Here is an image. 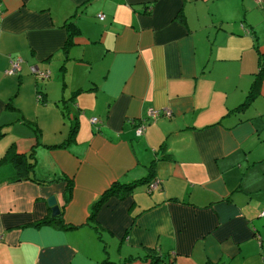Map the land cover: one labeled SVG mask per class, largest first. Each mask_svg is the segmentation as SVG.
I'll return each instance as SVG.
<instances>
[{
	"label": "crops",
	"instance_id": "1",
	"mask_svg": "<svg viewBox=\"0 0 264 264\" xmlns=\"http://www.w3.org/2000/svg\"><path fill=\"white\" fill-rule=\"evenodd\" d=\"M261 56L264 0H0V264H264Z\"/></svg>",
	"mask_w": 264,
	"mask_h": 264
},
{
	"label": "trees",
	"instance_id": "2",
	"mask_svg": "<svg viewBox=\"0 0 264 264\" xmlns=\"http://www.w3.org/2000/svg\"><path fill=\"white\" fill-rule=\"evenodd\" d=\"M70 22H68V24H70ZM264 77V56L262 57L261 56V60H260V69L259 71L257 72V76H256V79H255V82H254V85H257L259 82H261L262 78ZM75 126H73L74 128ZM12 152V151H11ZM11 152H7L6 155L8 154H11ZM13 162H14V165L16 167V170H17V175L18 176H30V177H33L32 175H29L30 173V170L33 169V163L31 162H28L26 160V155H21L19 153H16V154H13ZM23 169V171H22ZM28 175H27V174ZM142 182V181H145L144 179H141L139 181H135V182H129V183H114L112 184V186L109 188V190H107L105 192V194H103V196H101L95 203L93 206H95L94 208L97 207V205L99 203H101L104 198H105V195L108 193V192H111L113 191L114 189H117L119 187H124L127 191H131L134 189V187L139 183V182ZM72 187H73V183L72 181L69 183L68 185V191L71 192L72 190ZM95 211H93V214H94ZM60 217V216H59ZM55 219H58V221H62L60 220V218H58V216L56 217H53V218H47L43 221H50V220H55ZM151 257V261H152V264H164L165 260H166V257L163 256L162 254H152L150 255Z\"/></svg>",
	"mask_w": 264,
	"mask_h": 264
},
{
	"label": "built area",
	"instance_id": "3",
	"mask_svg": "<svg viewBox=\"0 0 264 264\" xmlns=\"http://www.w3.org/2000/svg\"><path fill=\"white\" fill-rule=\"evenodd\" d=\"M99 17L101 19L105 18V14L104 13H100ZM21 61H22V57L21 56H16L15 58H13L12 62H11V66L9 68L5 69V73L6 74H14L16 73L20 68H21ZM31 70L32 72L35 73V75L37 76L38 80H44L47 77H50L51 75V70L49 68L46 69H40L39 66L36 65H32L31 66ZM149 116L155 118L158 117L162 114H171V109L168 107L165 108H156V107H151L149 108ZM98 118L96 116L92 117L93 121H96ZM146 128V123L145 122H140L137 125L136 128V132L137 134H142L144 132ZM157 185V182L155 180L151 181L149 183V189H153L155 186Z\"/></svg>",
	"mask_w": 264,
	"mask_h": 264
},
{
	"label": "water",
	"instance_id": "4",
	"mask_svg": "<svg viewBox=\"0 0 264 264\" xmlns=\"http://www.w3.org/2000/svg\"><path fill=\"white\" fill-rule=\"evenodd\" d=\"M48 202L51 206L53 215H57L61 212V206L58 203L57 197L54 194H52L48 197Z\"/></svg>",
	"mask_w": 264,
	"mask_h": 264
},
{
	"label": "rangeland",
	"instance_id": "5",
	"mask_svg": "<svg viewBox=\"0 0 264 264\" xmlns=\"http://www.w3.org/2000/svg\"><path fill=\"white\" fill-rule=\"evenodd\" d=\"M48 79V78H47Z\"/></svg>",
	"mask_w": 264,
	"mask_h": 264
}]
</instances>
